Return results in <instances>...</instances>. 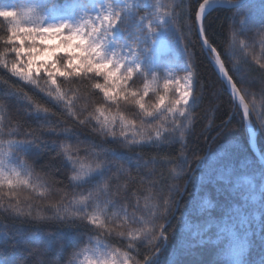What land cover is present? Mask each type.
<instances>
[{
    "label": "trees",
    "instance_id": "1",
    "mask_svg": "<svg viewBox=\"0 0 264 264\" xmlns=\"http://www.w3.org/2000/svg\"><path fill=\"white\" fill-rule=\"evenodd\" d=\"M79 1L0 0V7L17 9L52 3L54 7L43 13V22H46L55 10ZM176 2L151 0L154 6H174ZM199 2L190 0V10H194ZM151 8H138V11L147 12ZM165 10V7L160 9L161 12ZM192 18L189 15V19ZM32 19L38 21L39 17L33 15ZM204 23L212 46L222 53L226 71L234 77L233 82L239 78L234 69L240 68L248 82L255 85L249 88L250 94L245 102H257L251 120L258 130L257 147L264 158V129H261L264 105L260 103L258 65L253 59L264 58V31H261L264 0H247L237 7L213 9L206 15ZM249 25L253 27L250 29ZM165 26V39L172 51L168 57L173 64L151 67L143 60L141 66L149 75L148 80L145 81L143 75H134L127 90L143 92L144 84L148 82L150 91L144 97V102L147 106L155 103L164 92L166 79L186 77L187 45L190 62L194 66L193 90L198 89L201 96L189 101V108L195 114L190 123L186 121L188 128L183 142L177 134L171 137L166 135L167 142L136 146L128 145L120 137L118 118L115 128L117 138L114 140L107 136L106 130L94 118L98 115L96 109L102 108L106 114L110 112L117 117L122 114L126 119L134 120L137 129L142 120H153L159 114L148 118L134 101L121 100L117 104L106 100L99 89L92 88V84L104 82L103 77L95 73H81L67 80L58 76V85L67 92L65 101L47 95L49 89L55 95V87L45 84L47 78L44 75L34 76L37 84L13 75L9 68L16 57L9 50L11 45L6 43L8 23L0 18V124L3 125L0 129L3 133L0 135V159L5 161V176L29 181L27 185L12 187L6 181L0 184V264H75L94 241H101L105 251L117 259L126 260L131 255L133 259L129 260V264H133V260L138 261L143 254H147L150 246L141 240L129 248L127 233L139 225H121L119 218H122L125 208L131 214L137 201L140 207L136 215L150 216L153 205L162 202L169 185L183 187L185 194L166 220L164 231L168 233L167 240L163 241L162 246L158 242L160 251L147 264H231L234 237L246 232L255 241L250 249L249 264H264V167L252 155L241 113L239 111L237 114V108L233 107L235 103L218 77L211 55L199 44L195 29L192 33L185 29L186 39L182 43L171 23L166 22ZM5 64L9 67H4ZM153 74L154 77L151 76ZM41 88L45 91H41ZM168 95L171 97L174 93L169 92ZM77 96L79 99H76ZM68 98L75 101L72 111L79 113L76 117L69 112ZM37 104L48 108L52 114L33 113ZM165 116L160 117V124L152 122L154 139L157 127L163 130L170 124L171 116ZM80 120L86 123L81 124ZM225 121L228 127L222 125ZM40 124L57 127L58 130L71 129L74 134L56 137L54 133L45 131L41 139L49 142L55 140V145H21L16 149L19 154L9 150L10 141L24 139L23 133L38 129ZM124 131L131 139L132 131ZM9 132H19L21 135L10 136ZM65 148L78 161L75 165L77 171L81 164L86 170L88 166L94 167L102 162V167H109L111 161L103 182L100 180L104 169L97 170L82 181H73L71 177L76 173L72 170L74 165L65 155ZM134 152L142 156L140 168L130 156ZM177 157L181 159V165L184 157H187L192 171L184 172ZM195 157L201 159L195 161ZM21 160L29 161L32 167H25ZM145 163L146 167L143 166ZM14 172L19 173V177L14 176ZM97 187L111 195L85 201L86 212L88 215H100L102 221L107 218L104 228L89 224L87 219L82 221L76 218L79 213L74 212V209L83 207L77 203L82 194L87 196L89 190ZM156 194H159V199L155 198ZM258 196L259 201L253 199ZM53 204L57 205L56 209L51 207ZM13 205L20 208V214L10 210ZM100 208L104 209L103 214L99 213ZM57 211L75 222H61L56 218ZM42 216L52 218L39 219ZM245 216H255L256 219L245 224ZM117 225L121 227L117 228ZM32 232L37 235L31 236ZM119 232L125 235H119ZM137 252L141 255H136Z\"/></svg>",
    "mask_w": 264,
    "mask_h": 264
},
{
    "label": "snow or ice",
    "instance_id": "2",
    "mask_svg": "<svg viewBox=\"0 0 264 264\" xmlns=\"http://www.w3.org/2000/svg\"><path fill=\"white\" fill-rule=\"evenodd\" d=\"M210 0H200L199 4L194 7V10H190V0H177L173 5L163 6L155 5V11L149 16L146 15L141 17V20H148L147 24H144L145 31L144 36H149L151 33L157 31V26L163 25L166 21L170 22L171 25L179 33L181 42L183 43L186 39V31L193 32V30H199L200 39L203 40V47L210 50V54L214 57L215 64L217 65L220 74L227 81V84L231 87L233 97L238 99L239 105H233L237 108V114L239 109H243L242 121L247 123L251 120V117L256 112L257 102L255 100L246 103L245 100L250 94L249 88L255 87L254 84H250L240 68L234 69L239 74V78L234 83V77L229 75L226 71L225 61L222 59V53L218 51L217 47H213L210 42L211 39L207 36L205 31V23L207 8ZM230 4L237 7L239 6V0H228ZM54 5L49 3L47 5H40L39 7H28V8H4L0 7V18L7 21V41L8 45H11L9 49L15 53L16 60L9 68V71L13 75L20 77L25 82H31L37 84L35 76H39L41 72L45 74L47 80L45 84L55 87V95L49 89L47 95L57 99L58 101H65L67 92L62 91L61 87L57 83V77H63L67 80L69 77L79 76L81 73H95L96 76L103 77V83L96 82L92 84V88L99 89L103 93L106 100H110L113 103H119L124 100L133 102L139 107L140 111L145 117H154L156 114L158 118L153 120H142L140 127L137 129L135 121L126 119L124 115L118 114L112 115L110 112L105 113L102 108H97L94 118L97 123L101 124L102 129L106 130V135L111 136L114 140L117 138L116 124L117 118L119 125L121 126L120 137L128 145H140L141 143L149 142H167L166 135L171 137L177 136L181 142H183L185 136V130L188 128V123L193 119L194 112L189 108V101L194 97L199 98L200 92L198 89L193 90V64L191 61V54L189 53L187 45H185V55L188 63L187 75L184 79H166L164 83V92L160 94L155 103L147 106L144 102V97L148 95L150 91V85L145 82L143 92L127 90L129 81L135 76L143 75L145 81L148 80L149 75L142 69L141 58L144 53L150 51L148 46L141 45L135 42V47L128 44L127 47L118 45V47L111 53L105 51L106 45L113 36V30L120 23L122 13L131 11V5H126L123 9L108 6L107 8L100 9L97 5V11L95 15L84 14L77 22L72 23L68 20H62L57 23H51L45 25L43 23L44 11L53 8ZM165 7L166 10L161 12L160 9ZM180 9V12H177ZM33 15L39 17L38 21L32 19ZM191 15L192 19H189ZM183 18V19H182ZM250 29L253 27L249 25ZM261 31H264V24L261 25ZM52 41V42H50ZM17 44L19 46H17ZM244 47H247L244 45ZM254 62L258 65L259 77L257 83L259 85L260 103L264 105V58L254 57ZM4 67L8 68L7 64ZM154 77V74L151 75ZM239 84V87H238ZM41 91H45L41 88ZM169 92L174 93L169 97ZM255 95V93H251ZM27 95V94H25ZM31 100V98L29 97ZM76 99H79L77 96ZM69 112L74 117L78 116L79 113L73 112L72 109L75 107V101L71 98L67 99ZM85 111L87 106H85ZM33 113H41L45 115H51L48 108H42L40 105H35ZM168 114L171 116V121L166 129L161 130L157 127V136L153 138L151 129L154 127L153 121L157 124L162 123L160 117ZM101 117L103 120L101 121ZM165 118H167L165 116ZM186 121L188 123H186ZM81 124L86 123L85 120L79 121ZM222 125L228 127L227 122H222ZM3 125L0 124V129ZM124 129H130L132 131V138L130 139ZM261 129H264V121L261 122ZM51 132L54 136L58 137L60 134H74L71 129L58 130L57 127H47V124H40L38 129H30L26 133H23L24 139L13 140L9 142V150L16 151L21 145H33L41 147L42 145H55L56 141L51 142L41 139L43 133ZM39 133V135H37ZM0 131V135H2ZM10 136L21 135L19 132H9ZM29 137H31L29 139ZM137 137H139L137 139ZM15 146V147H13ZM183 146V145H182ZM65 155L68 156L69 161L74 165V174L71 179L73 181H82L85 177L95 173L97 170L104 169L105 172L101 177L100 182H103L105 173L109 171L111 161H109V167H102V163L93 166H88L85 170L81 164L80 170L77 171L75 165L77 160L71 155L68 148L64 149ZM102 151V150H101ZM16 151V154H19ZM132 159L135 161L137 168L142 166V156L138 152L130 154ZM200 157H195V161H199ZM180 164L181 169L184 172H191V162L187 157H184V162L181 165V159L176 158ZM22 165L27 168H31L32 165L27 160L20 161ZM154 162V161H151ZM144 167L147 164H143ZM5 172V161L0 159V184L5 181L12 187L14 185H27L29 183L26 179H12L4 175ZM14 176L19 177V173H13ZM77 187H79L77 185ZM116 194H119L117 189ZM185 194V189L179 185H169L167 187V194L163 196L162 202L153 205L151 215L144 217L143 214L140 216L136 215V210L139 209V201L134 207L131 214L128 213L127 208L124 209L123 216L121 219V225L123 224H138L139 227L134 231H129L127 236L129 239V248H132L134 243L144 240L150 246L147 249V254H143L142 259L133 260V264H147L157 253L160 251L163 241L168 238V233L164 231L165 223L167 218L175 211V208L180 200V197ZM111 195L106 193L98 187L89 190L87 196H83L77 202L83 205L82 208L74 209L75 213H79L76 217L80 220L87 219L89 224L95 225L98 228H104L105 223L108 222L107 218L102 221L100 215H88L86 212L87 204L85 201H91L93 199L99 200L102 196ZM156 199H159V194H156ZM253 199L260 200V197H253ZM147 206V205H145ZM52 208L56 209L57 205H51ZM183 207V205H181ZM9 209H6V211ZM11 211L17 214L21 213L18 206H11ZM99 213L103 214L104 209L100 208ZM52 217H39V219H51ZM56 218L61 222L74 223V219H69L67 216L59 215L56 213ZM256 219L255 216H245L243 222L245 224L250 223ZM115 223L114 221H112ZM117 225V228L121 227ZM119 235H125L124 232H119ZM36 232H32L31 236H36ZM47 235V234H44ZM160 242V246H158ZM255 241L248 233H244L239 237H234L233 248L231 253V264H249L250 249ZM136 255H141L137 252ZM133 258L131 255L124 261V264H129V260ZM92 264V262H89ZM101 264H114V262L105 261Z\"/></svg>",
    "mask_w": 264,
    "mask_h": 264
},
{
    "label": "rangeland",
    "instance_id": "3",
    "mask_svg": "<svg viewBox=\"0 0 264 264\" xmlns=\"http://www.w3.org/2000/svg\"><path fill=\"white\" fill-rule=\"evenodd\" d=\"M97 5H99L100 9L107 8L108 6H112L114 9H123L126 5H131V11L122 13L120 23L113 30V36L105 48L107 53L113 52L118 45L127 47L128 44H131L135 47V42H137L141 45L148 46L150 49L149 52L143 54L140 63L145 60L151 67H159L161 65L168 67L173 64L168 57V54L172 51L165 39L167 31L165 23L167 21L163 25L157 26L156 32L151 33L149 36L143 35L145 31L144 24H147L148 20H144L143 24L141 17H144L146 13L150 16L155 11V7L151 4V0H81L76 4L66 5L61 10L53 12L49 19L43 23L47 25L62 20L75 23L84 14L95 15ZM150 7H152L151 10L147 12L138 11V8L146 9ZM17 46L19 45L17 44ZM174 57L176 58L175 55ZM40 74L45 76L43 72ZM105 261L114 262V264H124L125 259H117L113 254L105 251L101 241H94L92 247L86 250L81 257L75 261V264H89V262H92V264H101V262Z\"/></svg>",
    "mask_w": 264,
    "mask_h": 264
},
{
    "label": "water",
    "instance_id": "4",
    "mask_svg": "<svg viewBox=\"0 0 264 264\" xmlns=\"http://www.w3.org/2000/svg\"><path fill=\"white\" fill-rule=\"evenodd\" d=\"M245 1L246 0H239V5L243 4ZM233 7H235V6H233L232 4H230L228 2V0H210L209 5H208V8H207L206 15L210 11H212L213 9H216V8H233ZM195 31H196V35H197L199 44L202 46V48L206 52L208 51L209 55H211L210 54V50L208 48L203 47V40L200 39L199 30L197 29ZM211 57L214 60V57L212 55H211ZM214 68H215V71H216L218 77L226 85L227 90H228V93H229L231 99L233 100V102L235 103V105H239L238 99H235L233 97V93L231 91V87L227 84V81L220 74L219 69H218L217 65L215 64V60H214ZM239 111L241 113V116H243V109L240 108ZM244 126H245V129H246V132H247V136H248V140H249V148H250V151H251L252 155L256 158V160L264 167V158L262 157L261 153L258 150L257 141H256V136H257L258 130L257 129H254V127H253V125L251 123V120L249 122H247V123H244Z\"/></svg>",
    "mask_w": 264,
    "mask_h": 264
}]
</instances>
